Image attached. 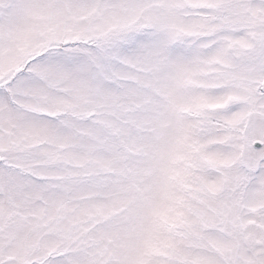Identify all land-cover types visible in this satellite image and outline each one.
<instances>
[{
  "label": "snow or ice",
  "instance_id": "6c2138e0",
  "mask_svg": "<svg viewBox=\"0 0 264 264\" xmlns=\"http://www.w3.org/2000/svg\"><path fill=\"white\" fill-rule=\"evenodd\" d=\"M0 264H264V0H0Z\"/></svg>",
  "mask_w": 264,
  "mask_h": 264
}]
</instances>
